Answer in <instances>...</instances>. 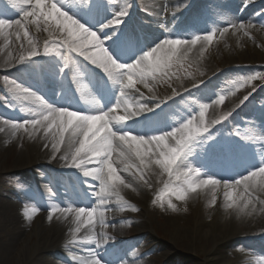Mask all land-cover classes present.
<instances>
[{
  "label": "bare ground",
  "instance_id": "bare-ground-1",
  "mask_svg": "<svg viewBox=\"0 0 264 264\" xmlns=\"http://www.w3.org/2000/svg\"><path fill=\"white\" fill-rule=\"evenodd\" d=\"M99 1L49 0L84 22L89 29H94L104 40V45L113 58L117 61L126 60L127 63L139 59L163 40L180 39L187 42L197 36L202 39L190 49L187 45L181 46V55L191 59L200 58L208 45L206 37L209 34L205 35L198 30L194 38L185 35L174 14L178 9H185L184 22L187 25L191 24L196 13L208 8L211 12L226 14V23L229 22L235 28L232 31H229V27L225 31L218 30L211 56L221 58L225 54V59L217 66L205 60L201 62L199 73H196L195 67L188 68L187 72L193 71L192 77L181 71L176 82L163 80L162 83L169 85L168 88L171 89L169 94L163 89H150L149 86L145 88L138 83L139 91L128 88L121 96V85L103 68L78 53L69 54L66 48H58L47 25L41 23L37 27L35 17L23 16L24 11L35 8L34 2L29 5L26 0H0L5 17L29 22L28 36H23L21 29L18 37L16 25L5 26L0 31V227L11 228L9 234H0V264H91L97 257L102 264H113V261H121L115 264H133L132 258L120 250L123 245H120L117 257L108 252L106 228L108 224L111 225L118 236L121 234V222L108 218L107 214L110 211L118 212L123 203H133L142 211L139 215L141 218H136L134 222L141 244L154 250L160 249L169 258L175 257L176 260L179 251L186 249L190 252L200 251L201 256H204L203 263L193 261L190 264H214L221 255L220 249L231 246L238 241L237 238H241V247L232 251L234 260L222 264H255V259H258L256 264H260L264 255V177L258 176L247 181L251 187L246 193L244 182H241L236 186L235 202L227 200L224 192L229 189L223 187V181L229 178L233 180L235 176L229 170L220 173L212 169L215 165L210 164V161L218 157L219 153L210 150L203 138L213 140V135H231L236 125L244 124L245 129L252 134L248 136L247 142L259 149L254 160L248 159V166L238 180L264 166V151H261L264 148V110L259 106L262 94L240 103L243 99H239L238 93L226 89V114H231L219 122L214 130L207 131L211 134L207 135L206 132V135L198 137L195 142L198 148L190 150L182 166L173 168L174 174L171 176L155 164V159L158 158L155 155H152L150 164L139 162V158L134 155L130 156L126 146L119 141L118 133L129 130L133 135L142 133L148 138L146 128L150 120L157 117L167 120L169 109L183 101L189 102V111L185 112L192 118L197 116L199 121L205 116L215 119V111H219L220 106L219 102L216 103L210 97V91L215 90L218 75H225L241 62L264 67V30L259 27L264 25V0L253 4H250V0L245 4V10H241V0H229L223 6L212 4L210 0H140L134 9L136 15L131 23L143 21L146 16L153 28L147 34L124 31L110 25L103 27L107 25V21L97 13L92 14ZM188 1L192 3L190 8ZM117 5L122 10L128 11L130 8L127 0H118ZM148 8L162 10V16L161 13L159 17L153 13L146 15L144 9ZM146 24L142 22L140 26L144 27ZM240 25L244 27L241 28ZM29 39L40 55L20 62L21 55L27 56ZM45 43L51 50L47 54L44 53ZM216 49L221 51L217 52ZM248 53L250 57H247ZM65 55L71 57L67 64ZM64 69L72 72V79L76 84L73 86L77 91L67 88L65 80L57 79L56 71ZM24 84L41 95L52 96L51 104L34 91L27 90ZM61 94L65 97H59ZM104 99L113 100L115 107L103 106ZM205 104L208 108L201 117L202 106ZM44 105L83 108L85 114L108 112L113 136L117 138L113 140V156L109 158H113L118 179L112 180L109 177L108 185H101L95 176L84 175L85 171L101 167L95 159L81 168L71 165L74 153L73 143L69 139L71 130L65 134L64 142L59 145L58 150H54L52 145L56 141L53 133H48L43 128L33 130L30 125L27 126L28 131L18 127L23 120L39 118L36 114L43 111ZM142 107L144 110L138 111ZM148 111L155 114L147 119L142 118ZM173 112L174 120L168 126L174 127L155 130L158 134L163 133L162 131L171 132L184 123L185 118L176 119L182 113ZM120 116L129 118L127 121H120ZM7 118L11 119L8 121ZM172 142L174 141H169ZM243 146L241 142V147ZM5 158L7 162L4 164ZM141 168H145L143 173ZM207 170L219 175L221 184L216 189L208 185L192 191L188 181L198 184L208 179ZM6 172H13L19 177L7 178ZM177 175L180 176L179 180L176 179ZM160 189L175 191L174 198L180 205L194 207V214L190 218L182 217L169 207L171 217L181 223L184 229L174 231L164 245L153 239L149 231L153 226L151 211H144L149 206V197L152 195L157 194L156 204L168 202L167 196L159 193ZM181 193L185 194L183 200L180 199ZM81 207L97 210L93 221H88L86 217L76 218L74 210ZM35 208H38L36 213L32 217L27 216ZM53 208L56 209L55 212L52 211ZM69 208L73 211L68 212ZM45 210H48V216L43 212ZM208 211H212V215L206 217ZM167 222L168 219L166 224ZM175 260L169 264H175Z\"/></svg>",
  "mask_w": 264,
  "mask_h": 264
},
{
  "label": "snow or ice",
  "instance_id": "snow-or-ice-1",
  "mask_svg": "<svg viewBox=\"0 0 264 264\" xmlns=\"http://www.w3.org/2000/svg\"><path fill=\"white\" fill-rule=\"evenodd\" d=\"M27 4L31 5L33 2L35 8L32 11H24V17H35V23L37 27L41 23L47 25L50 31L54 43L58 45L60 49H67V53H78L83 57L89 59L93 64H98L103 70L108 73L113 80L117 81L121 85L120 95L125 94L124 90L128 88L135 89L137 84H142L145 88L148 87V81L154 79L157 74L161 77L168 75V70L172 66L174 60H177L181 56V46L187 45L188 48L195 45L197 41L202 37H195L191 41H185L180 39H166L158 43L156 46L147 51L139 59L132 63L122 64L119 63L109 53L104 45V40L98 35L96 31L89 29L85 24L81 23L78 19L69 15L68 12L62 10L60 6L55 2H49V0H26ZM126 14L120 13V18L115 20H109L107 25L115 24L120 25L122 17ZM29 22H22L21 20H7L0 19V31L5 26L11 27L17 26V36L21 35V29H23V36H28L27 24ZM239 27H244L240 25ZM208 41L213 39L212 35L206 37ZM30 46L27 51V56L21 55L19 57L20 62H24L29 58L40 55L32 40H28ZM51 50L47 43L44 45V53L47 54ZM71 57L64 56L65 64L69 63ZM247 99L244 96L240 103ZM224 97H220V102H223ZM118 106V105H117ZM208 105L202 106L200 113L201 117L204 116ZM142 107L138 111H142ZM148 110V109H147ZM231 113L221 116L220 120L215 121L219 123L225 120ZM39 118L26 119L22 123L18 124L19 128L28 131L27 126H31L33 130L38 128L45 129L48 133H53L55 143L52 147L54 150H58L59 145L64 142L65 134L71 130L69 137L74 146V153L71 156V165L81 168L92 160H97L101 167L94 168V171H85L86 176H95L101 182V185H108L109 177L112 180L118 179L117 168L114 166L113 158V140L117 138L113 136L112 126L109 119V113L100 111L98 114H85L78 111L70 110L69 108L52 107L50 105H44L43 111L36 114ZM129 115H135V113H129ZM128 116H120V121H127ZM211 127L210 124L205 122L194 123L192 119H189L186 123L181 124L178 128L171 132H165L160 135H152L148 138L139 135H133L131 132H119V141L126 146V151L130 156L139 158V162L145 164L152 163V155L157 156L155 164L168 173L173 175V168L180 167L183 164L184 159L190 152L191 145L202 133H205ZM174 141L175 146H170L169 141ZM155 150V151H154ZM125 153V152H124ZM122 160V158H119ZM106 162V163H105ZM122 163V162H121ZM141 164V163H140ZM143 173L145 168L140 169ZM264 177V166L257 168L255 171H251L247 176H242L240 180L235 183L229 181H223V187L229 189L224 192V196L227 200L235 202L236 198V186L244 182V192H248L251 185L247 181L256 178ZM176 179L179 180L180 176L177 175ZM192 191H195L201 186L211 185L213 189H216L221 181L214 178H209L200 181V183H194L191 180L188 181ZM264 183V182H262ZM103 191V189H101ZM99 195V193H97ZM243 198V194H241ZM185 194L181 193L180 199L183 200ZM91 209V210H90ZM56 211L55 208L52 209ZM73 209L69 208L68 212H72ZM75 216L78 219L86 217L88 221H93L96 209L95 208H77L74 210ZM103 219V214H101ZM79 231V229H77ZM91 264H102V261L97 257Z\"/></svg>",
  "mask_w": 264,
  "mask_h": 264
},
{
  "label": "rangeland",
  "instance_id": "rangeland-1",
  "mask_svg": "<svg viewBox=\"0 0 264 264\" xmlns=\"http://www.w3.org/2000/svg\"><path fill=\"white\" fill-rule=\"evenodd\" d=\"M116 1L117 0H111V3L114 5ZM127 1L129 3V0ZM210 1L212 2V4L223 6L229 0H210ZM116 8L118 7L116 6ZM204 10L209 11L208 8ZM117 11L119 13L123 12L122 10L121 11L117 10ZM159 11L161 10H156V9L150 10V12L155 14V16L157 17H159L160 15ZM219 13L220 14L217 13L218 15L217 17L215 18L213 17L211 19V22L212 21L214 22L216 19H218L219 15L224 16L225 19L227 18L226 14H223L222 12H219ZM200 14H201L200 15L201 18H203L207 24L210 23L209 20H206V17L203 16L202 12ZM248 17H249V14H248ZM229 27L232 28L233 26L230 25ZM259 27L262 30H264V25H259ZM215 41H216V38H213L211 41H209L208 45L206 46V49L204 50L205 54L203 53L202 55H200V58L197 57L195 59H191L188 56L181 55L179 59L174 60L172 66L168 70L167 76L161 77L159 74H157L154 79H150L148 81L149 88L151 87L150 89H156V90L163 89L165 90L166 94H169L171 92V89L168 88L169 85H164L162 83L163 80H167L170 82L172 81L176 82V80L180 77L179 72L181 71H184L190 77H192L193 71L187 72L188 68L190 67L192 69L193 67H195V69L197 68L196 73H199V71L201 70L200 69L201 62L205 60H209L210 64H212L213 66H217L219 62H222L225 59L223 58L225 57V54H222L221 58L217 55H214L215 57L211 56V53H214ZM220 51L221 50L219 51L217 50V52H220ZM246 55L247 57H250L249 53ZM26 85L27 84H24V87L27 90H31L35 92L34 89ZM235 87L243 88L242 90L245 91L247 98L252 97L253 95L262 94L263 99L261 100V102H259V106L261 107V109L264 110V67L263 66L256 67L251 64L241 62L237 65V67L235 66L232 70H230V72H227L225 75L223 74L218 75L217 84L214 87L215 90L210 91V97L215 102H217V100L219 99L220 110L215 111V113L217 114L216 118L220 119L221 116L225 115L228 112L227 103L225 102V99L223 100V102H220V97L221 96L225 97L227 93L226 89H230L234 91ZM35 93L38 96L42 97L39 94V92H35ZM183 103L185 104V107L184 108L181 107V108L189 110V102L186 103V101H183ZM10 110L11 109H9V111ZM170 112H172V108ZM184 115H186V113ZM169 116H171V114ZM7 120L9 121L10 119L7 118ZM215 121H216L215 119H213L212 121H209L207 116H205V118L202 121L196 120L194 123L205 122V123L212 125L215 123ZM235 132L237 133L238 140H241V138H245L246 136L252 135L251 132H249V130H246L244 126H241V124L237 125ZM207 135L209 134L207 133ZM200 136H204V133H202ZM212 137L214 138L216 142L209 141L208 137H204L203 139L206 141V143L211 148L224 149L225 153L228 154L229 156H228V160L222 157L221 161L225 162L228 165H231L232 168L234 167L236 168V158L232 155V153L230 154V151H228L227 149V145H229L230 147H234V142L232 140L230 142L227 141V137L222 136V135H213ZM197 140H198V137L191 145L190 150L198 148L196 146L197 144L195 145V142ZM172 146H175V145L173 144ZM12 156H13V153H12ZM5 160L6 158L3 160L4 164L7 162ZM213 161L217 163L218 167H220L221 163L218 162L217 159ZM210 176L211 178H215L213 175H210ZM5 177L12 179V178H18L19 176L13 172H6ZM174 192L175 191H172V190L160 189L159 193H164V195L167 196L166 198L168 200V202L162 201L161 204H156L157 194L152 195V196L149 195L150 196L149 197L150 201L148 200L149 206L145 207L144 209V211H149V210L151 211L150 217L152 218L153 226L152 228L149 229V231L152 234L153 239H155V241L159 243L160 242L163 243V245L165 241L171 238L170 236L174 231L184 229V226L181 223H179L176 219H173L171 217L170 213L168 212L169 207L179 212L178 214H180L182 217H185V218H190L194 214V207L180 205L174 198V194H175ZM51 193L55 195L53 191H51ZM34 205L38 206L37 204H34ZM37 209L38 208H35V211L28 212L27 216L32 217L36 213ZM47 211L48 210L43 211L45 214L47 213L46 216H48ZM141 214H142V211L138 210V208L132 203H123V205L121 206L118 212L110 211L107 214L108 218L121 222V234L118 236L116 235L115 230L111 225L108 224L106 228L107 240L109 242V246H108L109 255H114L115 257H117V254L119 252L118 250L120 249V245H123V247L120 250H122L123 252H125V254H127V256L132 258L133 264H145L146 262L147 264H169L170 261H174L175 257H170V258L167 257V255L164 254L162 250L160 249L154 250L148 246H143V244H141L142 240L139 239V234L137 233V231H135V226H134V222L136 221V218H141L139 216ZM211 215H212V211H208L205 214L206 217H209ZM167 219H168V222L166 224ZM207 219L210 220V218H207ZM153 227L156 229V231ZM10 232H11V228L6 227V226L0 227V234H9ZM237 240L238 241L233 242L231 246L220 249L219 253H221V255L219 256V259L214 262V264H222L224 262L234 260L235 255L234 253H232L233 249L237 250L239 249V247H241V238H237ZM203 260H204V256H201L200 251L190 252L189 250L183 249L179 251L178 255H176L175 264H190L193 261H200L201 263H203ZM254 261L256 264L258 259L253 260V262ZM118 262H121V261H113V264L118 263ZM234 264H240V263H234ZM260 264H264V255H263V261L260 262Z\"/></svg>",
  "mask_w": 264,
  "mask_h": 264
}]
</instances>
